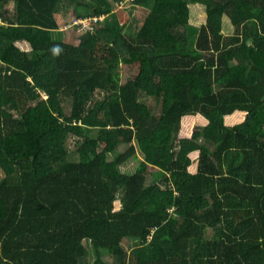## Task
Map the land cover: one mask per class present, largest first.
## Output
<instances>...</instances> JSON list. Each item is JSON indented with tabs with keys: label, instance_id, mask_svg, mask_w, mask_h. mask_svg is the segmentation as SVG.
Returning a JSON list of instances; mask_svg holds the SVG:
<instances>
[{
	"label": "trees",
	"instance_id": "trees-1",
	"mask_svg": "<svg viewBox=\"0 0 264 264\" xmlns=\"http://www.w3.org/2000/svg\"><path fill=\"white\" fill-rule=\"evenodd\" d=\"M10 1L0 264H264V0H129L134 35L128 0L78 2L104 19L72 42L63 0Z\"/></svg>",
	"mask_w": 264,
	"mask_h": 264
},
{
	"label": "rangeland",
	"instance_id": "rangeland-1",
	"mask_svg": "<svg viewBox=\"0 0 264 264\" xmlns=\"http://www.w3.org/2000/svg\"><path fill=\"white\" fill-rule=\"evenodd\" d=\"M129 1V0H128ZM127 3H125V5H121L118 7V9L120 11H123L126 13V15L129 16L130 20H129V24L126 27V32L129 33L130 35H134L139 27V25L146 19L147 15L149 14L151 7L146 6V7H134L133 5H131V1H129ZM78 2H84V3H88L89 5H91L92 7H98L100 6L101 2L100 0H63V2L60 4L59 6V11L57 14V19L61 25V31L60 33L62 34L63 39L72 42L75 39V35L79 36L82 35L84 33V31L79 28V27H74L77 26L75 23H72V21H74L78 15L84 17V15L86 14V11L89 12V14L93 13L94 9H89L84 5H78ZM3 11H8L13 15L14 12V4L13 1H10L8 3H5L4 0H0V12ZM71 23V24H69ZM1 24V22H0ZM69 24V25H68ZM72 26V27H69ZM68 27V28H67ZM187 34L189 37V43L191 46L195 45L196 39H197V32L194 29H187ZM129 69L127 68V66L123 65L121 67V75H120V83L123 84L125 83L129 76ZM146 102L148 104L149 107H152L154 110V113L156 115H160L161 112V108L156 104V101L152 98H147ZM66 108L68 113H70L71 111V103H67L66 104ZM70 149H73L74 145L73 142L70 141L69 142V146ZM126 150V147L124 148H120V151L123 152ZM138 156H136L135 158L129 160L124 166H122V172L125 174H132L135 172L137 166H138V162L140 161V159H142L141 154H137ZM110 159H112V157L110 156ZM152 181V178L150 177L149 179V183ZM87 248L89 249V257H90V262L92 264L95 263L97 257L95 254V250L92 247L91 243L86 241L85 242ZM125 248L130 251L132 249V244L130 242L129 239L125 240ZM107 254V257L109 259H111L110 254H108V252H105Z\"/></svg>",
	"mask_w": 264,
	"mask_h": 264
},
{
	"label": "built area",
	"instance_id": "built-area-1",
	"mask_svg": "<svg viewBox=\"0 0 264 264\" xmlns=\"http://www.w3.org/2000/svg\"><path fill=\"white\" fill-rule=\"evenodd\" d=\"M104 17H100V18H85L82 20H79L78 22H76L75 24L77 26H82L83 29H86L88 31L93 32L95 30V26L96 24L100 21L103 20Z\"/></svg>",
	"mask_w": 264,
	"mask_h": 264
},
{
	"label": "crops",
	"instance_id": "crops-1",
	"mask_svg": "<svg viewBox=\"0 0 264 264\" xmlns=\"http://www.w3.org/2000/svg\"><path fill=\"white\" fill-rule=\"evenodd\" d=\"M60 24V23H59ZM61 26V25H60ZM62 28V27H61Z\"/></svg>",
	"mask_w": 264,
	"mask_h": 264
},
{
	"label": "clouds",
	"instance_id": "clouds-1",
	"mask_svg": "<svg viewBox=\"0 0 264 264\" xmlns=\"http://www.w3.org/2000/svg\"><path fill=\"white\" fill-rule=\"evenodd\" d=\"M70 27V26H69ZM68 28V27H67Z\"/></svg>",
	"mask_w": 264,
	"mask_h": 264
}]
</instances>
